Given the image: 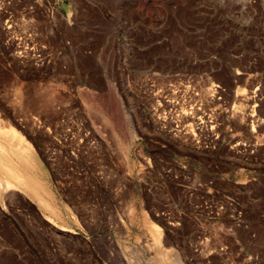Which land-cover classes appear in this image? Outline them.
<instances>
[{
    "label": "rangeland",
    "instance_id": "374dc122",
    "mask_svg": "<svg viewBox=\"0 0 264 264\" xmlns=\"http://www.w3.org/2000/svg\"><path fill=\"white\" fill-rule=\"evenodd\" d=\"M0 145V264H264V0H0Z\"/></svg>",
    "mask_w": 264,
    "mask_h": 264
},
{
    "label": "bare ground",
    "instance_id": "6f19581e",
    "mask_svg": "<svg viewBox=\"0 0 264 264\" xmlns=\"http://www.w3.org/2000/svg\"><path fill=\"white\" fill-rule=\"evenodd\" d=\"M3 144V143H2ZM12 144V143H11ZM15 144V143H14ZM0 147H1V145H0ZM4 148V147H3ZM2 148V149H3ZM9 149V148H8ZM1 150V149H0ZM6 151V150H5ZM4 151V152H5ZM2 152V151H1ZM0 152V155H3L2 153ZM8 155V154H7ZM1 158H2V156H1ZM1 161V160H0ZM1 163H2V161H1ZM3 166V165H2ZM9 166V165H8ZM7 166V167H8ZM9 168V167H8ZM12 169H13V167H11ZM10 169V168H9ZM7 171V170H6ZM21 173V172H20ZM16 173H15V171L14 172H11V176H5L6 178H0V185H2V187H7V188H11V185H13V184H15V182H18V181H20L21 180V178H20V176H17V174L15 175ZM22 174V173H21ZM19 175V174H18ZM22 182V181H21ZM20 183V182H19ZM22 183H24V182H22ZM19 185V184H18ZM23 185V184H22ZM17 186V185H16ZM18 187V186H17ZM148 222V221H147ZM146 222V223H147ZM151 225V224H150ZM154 228V227H153ZM152 229V228H151ZM157 238L158 239H160V231H161V229H159L158 228V226H157ZM153 230V229H152ZM153 232H154V230H153ZM154 234V233H153ZM154 237H155V235H153ZM162 253V252H161Z\"/></svg>",
    "mask_w": 264,
    "mask_h": 264
}]
</instances>
